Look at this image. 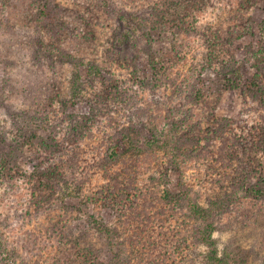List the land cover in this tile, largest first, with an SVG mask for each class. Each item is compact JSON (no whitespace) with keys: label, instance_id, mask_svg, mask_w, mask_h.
Returning <instances> with one entry per match:
<instances>
[{"label":"rangeland","instance_id":"obj_1","mask_svg":"<svg viewBox=\"0 0 264 264\" xmlns=\"http://www.w3.org/2000/svg\"><path fill=\"white\" fill-rule=\"evenodd\" d=\"M262 116L264 0H0V264H264Z\"/></svg>","mask_w":264,"mask_h":264},{"label":"trees","instance_id":"obj_2","mask_svg":"<svg viewBox=\"0 0 264 264\" xmlns=\"http://www.w3.org/2000/svg\"><path fill=\"white\" fill-rule=\"evenodd\" d=\"M122 39L123 38H121L120 40L122 41ZM129 45H130V42H129V40L126 39V41H124V43H123V48L125 49V47H126V49H127L129 47ZM89 71L90 72L94 71L96 73L100 72L99 71V67L98 66H95V65L94 66L91 65L89 67ZM194 81H195V79L193 77H191V83H193ZM190 88L194 89L195 88V84H191L190 85ZM200 97H201V95L199 93L198 88L197 89H194L193 96H191L192 102L195 101V100H197V99H199ZM261 119L264 120V117L262 116ZM187 129H188V126H187V119H186V130ZM157 132L158 131H156V134L153 135V137H152L151 140L149 139L148 141H145L144 142L145 143L144 146L145 147H148V148L149 147H152V146H158V148L160 147V148H163L164 149L165 155H168L169 156V153L171 154L173 152V149L170 147V143H171V140H172L173 136H171V135L165 136L164 133H157ZM262 132H263V137H262L263 142L262 143L264 144V129H263ZM120 151H121L120 147L115 144L114 146H111V147H109L107 149L106 154H107V157L109 159H114L115 157H118ZM109 180H112L114 182H118L120 180V177L119 176H111L109 178ZM130 181H132V180H130ZM122 184H123V182H122ZM122 184H121V186L124 188V184L123 185ZM253 188H255V187H253ZM121 189L122 188H120V190ZM249 189H247V191H245V189H243L242 187L238 186L237 188H234V190L232 192H230L229 194L226 193L224 195V197H223L222 200L217 201L218 203L211 202L210 203V207L208 209L207 208L206 209H202L200 206H198L195 203V205L192 207L193 208L192 211L196 215H198L199 219L205 221L209 217L212 216V212H214V211H212L213 209H221L222 206L227 205V201L228 200H232L236 196L237 197H240L238 194L241 193L242 195H244V194H246V193H248L249 191L252 190V188H249ZM113 190H114V188H113ZM112 194L113 195H111V194L108 195L107 194L110 200H112V198H115L116 200L119 199V200L122 201V198L120 197V195L117 192L113 191ZM121 201H119V202H121ZM53 228H55V227H53ZM98 230H99V233L101 235H103L105 237L106 241H107L106 244H107V246L109 248L108 250H110V253L112 254L113 259H115L114 264H126L123 261V259H124V254L128 250V247H127L126 244H124L122 241H120V239H116V238L114 239L113 238V236L116 234V231L113 230V229H111V228L105 227L103 225V223H100ZM62 237L65 238L64 235ZM209 238L210 237L207 236V239L206 240L209 241ZM208 243L210 244V242H208ZM65 258H66V255H65ZM66 259H68V258H66Z\"/></svg>","mask_w":264,"mask_h":264}]
</instances>
